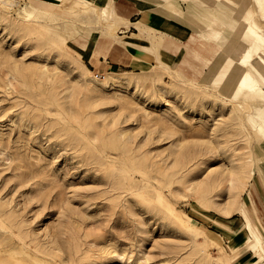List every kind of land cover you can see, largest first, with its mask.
<instances>
[{
	"label": "rangeland",
	"instance_id": "obj_1",
	"mask_svg": "<svg viewBox=\"0 0 264 264\" xmlns=\"http://www.w3.org/2000/svg\"><path fill=\"white\" fill-rule=\"evenodd\" d=\"M6 1L0 251L21 264H256L254 250L228 247L212 221L244 210L254 171L252 119L261 100L231 97L221 75L231 61L217 79L163 63L143 71L116 66L98 79L82 42L109 39L120 55L133 41L128 20L109 4L95 10L72 0L57 10ZM230 1L236 10L212 16L230 14L233 25L251 14L264 30L258 0ZM145 28L132 37L149 45L156 32ZM229 29L240 49L250 46L251 37ZM259 53L254 73L255 65L264 72Z\"/></svg>",
	"mask_w": 264,
	"mask_h": 264
},
{
	"label": "crops",
	"instance_id": "obj_2",
	"mask_svg": "<svg viewBox=\"0 0 264 264\" xmlns=\"http://www.w3.org/2000/svg\"><path fill=\"white\" fill-rule=\"evenodd\" d=\"M33 1L43 2L46 6H49L47 3L53 4L52 6H57L58 10L60 5H68L72 0ZM87 1L91 3L90 8L95 10L109 4L113 12L119 13L130 23L141 24L143 28L154 30L156 32L155 42L158 43L156 48L153 47V43H155L153 41H150L149 45H144L139 42V39H133L132 36L136 35L135 30L139 34V30L134 26H131V29L127 31L134 30L133 34L129 35L133 41L128 42L129 45L125 52L120 55H113L114 44L112 42L111 45L109 39L101 46H99V40L84 41L79 51L88 65L97 71L96 73L104 74L106 70L116 66L120 68L123 66L131 71H143L163 63L178 67L195 66V74H205L217 79L227 66L228 60L236 61L235 63L238 65L243 57V52L239 61L232 56L236 49L239 48L240 52L243 50V47L240 49L237 39L234 38L236 31L229 29L230 17L234 16L230 14L223 16L222 14V19L212 16L214 10L217 9L216 6L219 8L223 6V1L226 2L224 5L226 9H223V12L229 13L236 10L233 9L235 6L238 7L235 1H232V4L230 0H108L107 3L104 0ZM249 15L256 22L253 16ZM227 20L229 24H225ZM215 21L220 23L221 28L217 27ZM192 24L199 26V30L192 29L190 27ZM214 26L219 29L218 38L213 37L212 28ZM247 48L253 49V43L250 42V46L245 47L244 50ZM253 55L254 57L252 56L251 59H255V52ZM237 74L229 68L226 75L221 74L222 81L228 83L227 88L230 90L232 98L247 99L251 92L237 86L240 73ZM252 140L254 171L243 193L242 205L249 220L262 238L264 246V122L253 130ZM212 221L217 235L224 243H227L228 247L230 245L238 246L248 236L247 221L238 213L231 217Z\"/></svg>",
	"mask_w": 264,
	"mask_h": 264
},
{
	"label": "bare ground",
	"instance_id": "obj_3",
	"mask_svg": "<svg viewBox=\"0 0 264 264\" xmlns=\"http://www.w3.org/2000/svg\"><path fill=\"white\" fill-rule=\"evenodd\" d=\"M80 1L89 2L87 0H80ZM2 2L4 4L8 3L6 0H2ZM258 2L263 8L264 0H258ZM9 4L13 5L14 1L13 2L11 1ZM220 9L223 10V9H226V7H220L219 9L217 8L216 11H219ZM27 13H30V12L27 11ZM247 15L248 16L243 17L241 19L236 18L235 19L236 23H234L233 25H229V27L232 29H238V32L240 34L243 33L246 36L251 37V42H253V49L247 48L243 51V57L239 61L238 66H236L237 64L233 60H229L231 61L229 68L230 70L233 69L234 71H237V73L238 71L242 70L243 73L240 75L238 79L237 86L240 87L242 90L250 91L251 94L248 96L249 98H258L259 100H261V103L258 106L259 112L256 115V117L252 119V127L253 129H256L257 127L261 126L262 123L264 122V72L261 71L260 68L255 66L257 73L256 72L254 73V71L252 70L250 66L252 65L251 58L252 56L254 57L253 52H255L256 55H259L260 50L264 49V30H262L261 26H259L256 22H254L251 19L249 14ZM213 17L218 18L219 16L214 14ZM241 22L246 25L244 29L239 27ZM129 24L136 27L140 31L141 34H146L144 33V29L141 26V24H137V23L133 24L130 22ZM212 29L214 33L213 37L218 38L219 29L216 27ZM119 41H121V38ZM231 45H232V40H231L230 46ZM260 59H261V62L264 64V56H260ZM243 67H245V69H243ZM229 68H228V71H229ZM108 81H109V78H106V80H104L105 83H109ZM239 212L241 215H243L247 219V229H248V236L241 243L246 244V246H248L250 250H254V252L257 255H259L258 261L256 262V264H264V246H263L262 238L259 236L257 229L253 226L251 221L248 219V216L245 210L241 209ZM241 243L239 244L240 246H241ZM239 245L233 246L231 247V249L236 250L237 247H239ZM23 252L30 254L28 251L23 250ZM17 254L21 255V252L17 251ZM20 262L21 261H19V259L16 258V256H12L11 254H9V252L6 254V252L3 253L2 251H0V264H21ZM232 262H234V260Z\"/></svg>",
	"mask_w": 264,
	"mask_h": 264
},
{
	"label": "built area",
	"instance_id": "obj_4",
	"mask_svg": "<svg viewBox=\"0 0 264 264\" xmlns=\"http://www.w3.org/2000/svg\"><path fill=\"white\" fill-rule=\"evenodd\" d=\"M102 76H103V74H100V73H96V74H95V77L98 78V79H99V78H102Z\"/></svg>",
	"mask_w": 264,
	"mask_h": 264
}]
</instances>
